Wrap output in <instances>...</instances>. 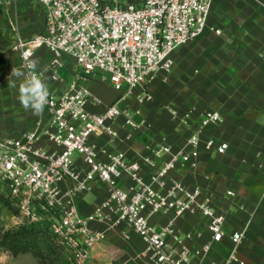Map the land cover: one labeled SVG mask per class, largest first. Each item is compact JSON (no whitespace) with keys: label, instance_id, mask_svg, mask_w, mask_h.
Here are the masks:
<instances>
[{"label":"built area","instance_id":"2783aa9c","mask_svg":"<svg viewBox=\"0 0 264 264\" xmlns=\"http://www.w3.org/2000/svg\"><path fill=\"white\" fill-rule=\"evenodd\" d=\"M35 1L45 13L44 29L30 39L17 34L13 49L19 53L25 79L30 74L25 55L33 53L32 59L38 50H47L49 80L61 86L50 90L45 123L38 120L19 134L0 136V183L17 212L18 225L45 226L70 264H88L93 248L119 225L143 242L136 255L143 264L201 260L213 242L224 238L225 215L216 210L213 192L186 185L176 173L197 170L201 143L211 153L227 150L225 142L202 140L205 128L221 122L219 112L205 110L193 121L191 112L171 110L172 119L186 133L183 144L175 146L162 134L148 144L149 154L140 161L128 160L125 151L111 150L96 139L125 144L134 132L149 127L144 118H135L139 112L131 103L152 100L149 84L160 76L164 80L174 65L173 52L204 32L213 0ZM13 4L14 0H0V7ZM64 56L75 65L69 78L59 73L65 67ZM94 76L120 93L113 103L104 104L87 87ZM99 106L100 112L90 109ZM119 120L124 134L115 128ZM49 143L54 147H47ZM97 182L105 185L106 198L82 215L76 198ZM168 213L173 216L165 223L155 220ZM187 214L208 219L210 239L200 246L185 241L200 238L201 232H184L175 223ZM93 222L102 228H92ZM244 235L245 228L230 235L233 248L222 264H245L237 254ZM122 237L130 236L123 231Z\"/></svg>","mask_w":264,"mask_h":264},{"label":"crops","instance_id":"0c3cea01","mask_svg":"<svg viewBox=\"0 0 264 264\" xmlns=\"http://www.w3.org/2000/svg\"><path fill=\"white\" fill-rule=\"evenodd\" d=\"M44 25L45 13L35 0H14L13 5L0 7V136L10 132L16 135L38 120H48L45 109L39 116L25 111L18 102L17 89L9 86V81L18 85L25 79L24 74L19 79L10 76L12 68L23 73L19 53L13 49L17 34L30 39L41 33ZM34 58L40 60L49 90H59L61 85L49 80L51 54L40 49ZM173 59L166 78L160 76L149 84L152 100L142 105L131 103V108L139 112L135 118H144L149 127L134 132L125 144H110L107 137L96 141L111 150L125 151L128 160L140 161L141 156L149 154L148 144L162 134L175 146L183 144L186 133L172 119L171 110L179 114L191 112L193 121L205 110L219 112L221 122L205 128L202 140L225 142L227 150L223 154L211 153L201 143L197 170L176 173L186 185L198 184L213 192L216 210L225 215L224 238L213 242L210 252L194 264H222L233 248L230 235L243 228L245 235L237 248L238 257L245 264H264V0H213L207 28L177 48ZM63 62L73 72L74 62L65 56ZM86 85L104 104L113 103L120 94L110 88L114 95H108L103 85L94 82ZM90 109L100 112L103 106ZM120 123L121 120L115 128L124 134ZM47 147L53 148L54 144ZM206 175L209 179L204 178ZM225 190H232L234 195L226 196ZM105 198V185L97 182L76 198V205L82 215H87ZM172 216L159 215L155 220L165 223ZM175 223L184 232H201L200 238L185 241L191 247L210 239L205 217L187 214ZM90 226L102 228L95 222ZM123 231L129 239L122 237ZM143 248L135 233L119 225L93 248L88 264H143L136 258Z\"/></svg>","mask_w":264,"mask_h":264},{"label":"rangeland","instance_id":"374dc122","mask_svg":"<svg viewBox=\"0 0 264 264\" xmlns=\"http://www.w3.org/2000/svg\"><path fill=\"white\" fill-rule=\"evenodd\" d=\"M66 60L65 58V61ZM66 63L68 66V61ZM71 68L75 69V65H72ZM60 70H64L63 72L59 71L61 75H65L68 78L70 77L71 70L66 67ZM89 82H94L98 84V86L103 85L108 95H114V91L112 92L110 89L112 87L107 85L101 76H94ZM9 134L12 135L14 133L10 132ZM16 217L17 212L14 207L10 205L6 190L0 183V233L18 226ZM42 227L45 229V226ZM44 234L43 242L38 248L31 249L27 253L12 256L8 251L0 248V264H70L66 259L63 248L53 239L48 229L45 230Z\"/></svg>","mask_w":264,"mask_h":264},{"label":"clouds","instance_id":"9594fccd","mask_svg":"<svg viewBox=\"0 0 264 264\" xmlns=\"http://www.w3.org/2000/svg\"><path fill=\"white\" fill-rule=\"evenodd\" d=\"M33 53L29 52L25 55L30 74L23 82L17 83L9 81V86L16 88L18 92V102L25 111L31 112L33 115H41L46 105L49 104L50 90L49 85L41 76L39 58H32ZM23 73L18 68H12L10 76L19 79Z\"/></svg>","mask_w":264,"mask_h":264},{"label":"trees","instance_id":"16d2710c","mask_svg":"<svg viewBox=\"0 0 264 264\" xmlns=\"http://www.w3.org/2000/svg\"><path fill=\"white\" fill-rule=\"evenodd\" d=\"M16 211V210H15ZM39 224H20L12 229L0 233V248L8 251L12 256L27 253L36 249L43 242L47 229Z\"/></svg>","mask_w":264,"mask_h":264}]
</instances>
